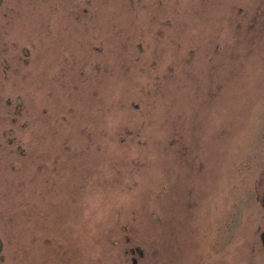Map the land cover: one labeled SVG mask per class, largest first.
<instances>
[{"label": "rangeland", "instance_id": "1", "mask_svg": "<svg viewBox=\"0 0 264 264\" xmlns=\"http://www.w3.org/2000/svg\"><path fill=\"white\" fill-rule=\"evenodd\" d=\"M21 5L9 264H264V0Z\"/></svg>", "mask_w": 264, "mask_h": 264}, {"label": "flooded vegetation", "instance_id": "2", "mask_svg": "<svg viewBox=\"0 0 264 264\" xmlns=\"http://www.w3.org/2000/svg\"><path fill=\"white\" fill-rule=\"evenodd\" d=\"M22 8L21 0H0V91L10 88V85L17 86L18 84L10 83L15 81L13 74L16 69H22L21 67L27 64L29 51L24 45L27 34ZM16 101L18 105L13 108V117L20 116L21 100L17 98ZM6 105H11L9 99H6ZM14 134L13 127L0 129L2 157L7 154L8 149L15 145L16 136ZM0 264H9L8 221L6 219H2L0 223Z\"/></svg>", "mask_w": 264, "mask_h": 264}, {"label": "water", "instance_id": "3", "mask_svg": "<svg viewBox=\"0 0 264 264\" xmlns=\"http://www.w3.org/2000/svg\"><path fill=\"white\" fill-rule=\"evenodd\" d=\"M262 207L264 208V196L262 197ZM260 239H261V243H262V246H263V249H264V232H261ZM128 251L131 254L137 253L139 257H143L144 256L143 250L141 248H139V247L131 248ZM133 262H135V260Z\"/></svg>", "mask_w": 264, "mask_h": 264}]
</instances>
